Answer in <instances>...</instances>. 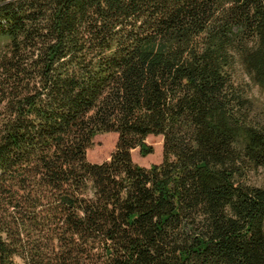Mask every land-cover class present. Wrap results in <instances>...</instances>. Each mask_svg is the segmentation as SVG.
I'll list each match as a JSON object with an SVG mask.
<instances>
[{
    "label": "trees",
    "instance_id": "1",
    "mask_svg": "<svg viewBox=\"0 0 264 264\" xmlns=\"http://www.w3.org/2000/svg\"><path fill=\"white\" fill-rule=\"evenodd\" d=\"M241 75L264 88V0H0V264H264Z\"/></svg>",
    "mask_w": 264,
    "mask_h": 264
},
{
    "label": "rangeland",
    "instance_id": "2",
    "mask_svg": "<svg viewBox=\"0 0 264 264\" xmlns=\"http://www.w3.org/2000/svg\"><path fill=\"white\" fill-rule=\"evenodd\" d=\"M239 80L248 84L249 94L250 97L253 98L256 108L264 112V88L251 84L248 77L245 75H241ZM163 140L164 139L161 135H148L145 138V141L153 147L152 153L142 156L141 153H139L138 147L133 148L131 149L132 160L141 166H149L150 164L161 162L164 155ZM116 144L117 134L115 132H106L96 135L93 139L92 145L87 149V160L93 163L108 160L115 150ZM16 261L17 263L22 264L19 259Z\"/></svg>",
    "mask_w": 264,
    "mask_h": 264
}]
</instances>
